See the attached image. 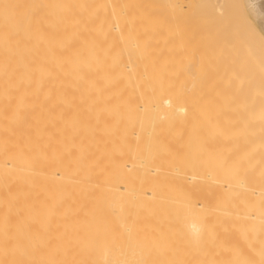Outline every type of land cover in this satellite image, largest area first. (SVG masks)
<instances>
[{
	"label": "bare ground",
	"instance_id": "1",
	"mask_svg": "<svg viewBox=\"0 0 264 264\" xmlns=\"http://www.w3.org/2000/svg\"><path fill=\"white\" fill-rule=\"evenodd\" d=\"M147 19L0 0V264H264V34L231 20L185 104Z\"/></svg>",
	"mask_w": 264,
	"mask_h": 264
},
{
	"label": "rangeland",
	"instance_id": "2",
	"mask_svg": "<svg viewBox=\"0 0 264 264\" xmlns=\"http://www.w3.org/2000/svg\"><path fill=\"white\" fill-rule=\"evenodd\" d=\"M133 1L136 8L139 10L143 8L147 13L151 47L153 44V52L149 54L150 57H157L158 64L166 59L163 61L166 62V66L165 64L162 65L163 70L161 68L160 71L162 73L166 68L167 79L160 74L162 86L170 87V98L173 100L178 98L180 102L185 104H194L192 101L195 97L194 92L200 87L202 89L199 90L204 91L210 88L211 77L208 76L216 73L226 74L231 71L228 63L229 57H244V54H226V56L220 57L218 62L220 69L217 72L212 69L213 65L216 64L213 52L221 46H227L226 39L230 41L229 36L227 37L231 31L229 28L230 21L239 22L241 19L239 24L248 26L247 32L251 36H254L253 28L259 30L253 22L255 19L246 8L244 0H223L224 12L221 13L214 10L215 0ZM261 33L264 34V32ZM235 41L232 40V42ZM260 47L264 48V43ZM229 48L231 49V47ZM162 52V56L165 58L160 57L159 54ZM235 71L239 76H244L243 71ZM199 73L204 76L206 74L202 81L199 79L200 76L197 79ZM162 80L167 81L166 85ZM242 88L239 87V89ZM210 89L214 91L220 87L211 86Z\"/></svg>",
	"mask_w": 264,
	"mask_h": 264
},
{
	"label": "crops",
	"instance_id": "3",
	"mask_svg": "<svg viewBox=\"0 0 264 264\" xmlns=\"http://www.w3.org/2000/svg\"><path fill=\"white\" fill-rule=\"evenodd\" d=\"M260 1L261 0H252V1L251 0H244L246 8L251 12L255 21H253L250 17L249 18L255 23V25L258 27V29L261 32H264V18H259L255 15V13H259V12H262V10H264V5H262V4H264V3H262V1H264V0H262L261 2ZM258 9L259 10L261 9V11H259ZM262 13H264V12H262Z\"/></svg>",
	"mask_w": 264,
	"mask_h": 264
}]
</instances>
